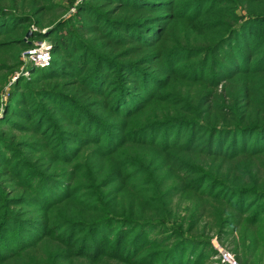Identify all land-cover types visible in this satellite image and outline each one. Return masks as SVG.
I'll list each match as a JSON object with an SVG mask.
<instances>
[{"label": "trees", "instance_id": "1", "mask_svg": "<svg viewBox=\"0 0 264 264\" xmlns=\"http://www.w3.org/2000/svg\"><path fill=\"white\" fill-rule=\"evenodd\" d=\"M231 236L264 264V0H0V264H203Z\"/></svg>", "mask_w": 264, "mask_h": 264}, {"label": "built area", "instance_id": "2", "mask_svg": "<svg viewBox=\"0 0 264 264\" xmlns=\"http://www.w3.org/2000/svg\"><path fill=\"white\" fill-rule=\"evenodd\" d=\"M23 61L28 64H33L37 67L47 68L52 63L51 46L43 45V43L36 45L23 53ZM30 74V73H29ZM16 78H14L15 80ZM7 97H5V100ZM222 263L225 264H239L233 255L228 251L221 252Z\"/></svg>", "mask_w": 264, "mask_h": 264}, {"label": "rangeland", "instance_id": "3", "mask_svg": "<svg viewBox=\"0 0 264 264\" xmlns=\"http://www.w3.org/2000/svg\"><path fill=\"white\" fill-rule=\"evenodd\" d=\"M57 2L60 3L61 5H66V0H57ZM61 12H63V10L59 9L58 12L56 13V15H54V16L59 15V13H61ZM41 43H43V45H45V46H48V42H45V41L40 42V41H37V40L34 41L35 45H39ZM28 65H30V64H28ZM25 68H26V65L22 68V72H20V74L17 75L18 77L20 75H22L25 78H29V76H30L29 73L30 72L25 70ZM17 76L14 77V78H16L15 80H17V78H18ZM15 80L13 79V82ZM234 237L237 239V234H234ZM234 237L233 236L229 237L227 239L226 243H224L225 245H223L218 239L214 238L213 241H212L213 242L212 243L213 247L220 253V255L219 254H215L213 259L211 258V260L209 259V261H204L203 264H209V263L211 264L212 262L214 264H219L221 262V260H222L221 252H223V251H228L231 255L234 256V252L232 250L233 249L232 241H233ZM262 263H264V262H262Z\"/></svg>", "mask_w": 264, "mask_h": 264}, {"label": "water", "instance_id": "4", "mask_svg": "<svg viewBox=\"0 0 264 264\" xmlns=\"http://www.w3.org/2000/svg\"><path fill=\"white\" fill-rule=\"evenodd\" d=\"M31 36V33L29 32L28 35H27V38Z\"/></svg>", "mask_w": 264, "mask_h": 264}]
</instances>
